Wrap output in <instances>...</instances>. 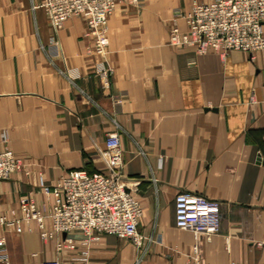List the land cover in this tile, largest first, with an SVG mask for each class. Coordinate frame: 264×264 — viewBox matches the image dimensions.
<instances>
[{
	"label": "crops",
	"instance_id": "0c3cea01",
	"mask_svg": "<svg viewBox=\"0 0 264 264\" xmlns=\"http://www.w3.org/2000/svg\"><path fill=\"white\" fill-rule=\"evenodd\" d=\"M40 2L0 0V132L7 134L0 150H13L28 171L0 180V214L22 227L0 225L10 263L264 264V49L198 54L171 45L174 14L193 0H145L119 3L109 15L102 57L91 51L83 17L55 29L43 7L33 8ZM179 26L186 29L184 19ZM103 60L113 69L107 87L97 73ZM113 131L124 178L143 208L144 245L104 235L83 258L81 245H57L82 234L44 238L35 220L22 219L20 198L31 195L48 212L54 196L41 178L51 185L73 169L110 173L104 153ZM181 190L222 202L219 233L176 226Z\"/></svg>",
	"mask_w": 264,
	"mask_h": 264
},
{
	"label": "built area",
	"instance_id": "2783aa9c",
	"mask_svg": "<svg viewBox=\"0 0 264 264\" xmlns=\"http://www.w3.org/2000/svg\"><path fill=\"white\" fill-rule=\"evenodd\" d=\"M145 0H41L33 8L43 7L55 29L60 28L70 17L81 16L87 24V35L92 37V50L105 57L108 53V17L116 6L128 2L138 6ZM184 19L186 29L179 26ZM55 52L59 45L51 38ZM169 43L174 46H191L198 54L210 50L227 54L237 49L253 54L264 49V0H193L186 12L177 11L172 20ZM113 69L103 60L97 65V73L107 87L111 83ZM254 100V96H251ZM121 103V96L116 99ZM7 134L0 132V140ZM104 157L111 168L110 173L73 169L57 179L54 184L41 187L46 194L54 196V204L48 212L38 207L31 195L20 198V209L24 220H35L44 238L57 233L78 232L84 237L79 241L71 236L60 240L58 248L75 249L81 245L85 258L93 242L104 235L131 239L139 247L144 245V236L138 225L143 208L134 189H130L123 173L121 138L117 131L108 134ZM25 169L24 161L13 150H0V180L9 178L15 171ZM25 172H28L25 169ZM175 224L195 235L211 236L221 230L222 202L204 194L178 191L174 196ZM49 217L52 228H45ZM0 225L21 231L19 218H7L0 214ZM5 238L0 237L1 264H11L4 252ZM261 244V242H258ZM41 264H60L56 259L43 260ZM135 264H140L136 261ZM196 264H200L197 262ZM231 264H241L232 261Z\"/></svg>",
	"mask_w": 264,
	"mask_h": 264
}]
</instances>
